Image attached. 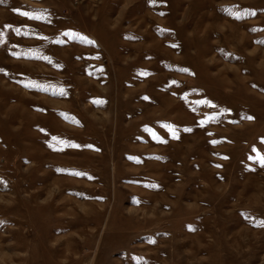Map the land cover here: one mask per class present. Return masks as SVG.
I'll return each mask as SVG.
<instances>
[{
  "label": "rangeland",
  "instance_id": "rangeland-1",
  "mask_svg": "<svg viewBox=\"0 0 264 264\" xmlns=\"http://www.w3.org/2000/svg\"><path fill=\"white\" fill-rule=\"evenodd\" d=\"M0 264H264V0H3Z\"/></svg>",
  "mask_w": 264,
  "mask_h": 264
},
{
  "label": "snow or ice",
  "instance_id": "snow-or-ice-1",
  "mask_svg": "<svg viewBox=\"0 0 264 264\" xmlns=\"http://www.w3.org/2000/svg\"><path fill=\"white\" fill-rule=\"evenodd\" d=\"M0 3H3V0H0ZM23 15H28L27 13H22Z\"/></svg>",
  "mask_w": 264,
  "mask_h": 264
}]
</instances>
